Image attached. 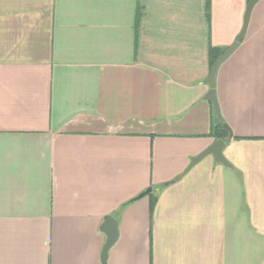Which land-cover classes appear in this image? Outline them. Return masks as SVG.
I'll return each mask as SVG.
<instances>
[{"label": "crops", "instance_id": "0c3cea01", "mask_svg": "<svg viewBox=\"0 0 264 264\" xmlns=\"http://www.w3.org/2000/svg\"><path fill=\"white\" fill-rule=\"evenodd\" d=\"M248 1L0 0V264H101L106 216V264H264V0L216 75L230 136L205 99Z\"/></svg>", "mask_w": 264, "mask_h": 264}, {"label": "water", "instance_id": "95a60500", "mask_svg": "<svg viewBox=\"0 0 264 264\" xmlns=\"http://www.w3.org/2000/svg\"><path fill=\"white\" fill-rule=\"evenodd\" d=\"M259 0H249L245 11L243 15V24L242 28L237 35L235 41L225 50L223 53L215 60V62L211 66L209 77L206 81V83L209 86V91L207 95L205 96L206 100H209L214 108V112L216 114V117L218 118L219 122L221 123L222 128L229 133L230 136V130L226 126V124L223 123L220 110L218 107V103L216 100L215 95V80L216 75L218 72V69L220 65L237 49V47L240 45L245 33L246 29L249 23L250 14L253 9V7L256 5V3ZM225 148V142L223 139H217L214 141L208 148H206L203 152H201L198 156L193 157L190 160L189 165L185 169L184 173L188 172L193 166H195L197 163H199L203 158L207 156H212L214 161L223 165L228 166V162L226 161L223 150ZM151 193V189H147L141 194H139L135 200H140L144 197H146L148 194ZM100 231L105 235V243L102 247L101 254H100V263L106 264L107 257H108V251L111 249V247L116 243L118 239V223L112 216H106L104 218V221L100 227Z\"/></svg>", "mask_w": 264, "mask_h": 264}, {"label": "trees", "instance_id": "16d2710c", "mask_svg": "<svg viewBox=\"0 0 264 264\" xmlns=\"http://www.w3.org/2000/svg\"><path fill=\"white\" fill-rule=\"evenodd\" d=\"M209 7H210V0H206V14L207 17L209 15ZM223 52V50L221 49H215V48H211L210 49V62L211 65L215 62V60L217 59V57L219 55H221V53ZM218 125L216 126L215 129H217V131L219 132V136H223L224 135V130L221 127V124L217 123ZM214 135H216V133L214 132Z\"/></svg>", "mask_w": 264, "mask_h": 264}]
</instances>
